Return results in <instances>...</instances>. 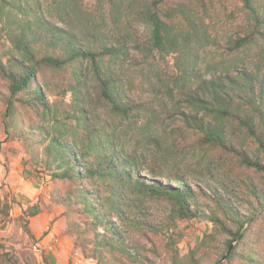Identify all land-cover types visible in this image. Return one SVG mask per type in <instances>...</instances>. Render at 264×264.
<instances>
[{
	"label": "trees",
	"instance_id": "1",
	"mask_svg": "<svg viewBox=\"0 0 264 264\" xmlns=\"http://www.w3.org/2000/svg\"><path fill=\"white\" fill-rule=\"evenodd\" d=\"M1 1L2 17L8 22L4 28L17 38L14 49L2 44L0 50L6 133L21 142L30 164L50 176V199L65 208L66 232L86 259L143 264L116 223L130 221L127 209L136 200L142 206H160L164 220L158 228L166 233L177 221L208 213L214 232L184 259L179 241L168 236L171 264H186L187 258L199 264L194 257L199 250L213 251L217 264L232 243L220 264H264V187L253 180L245 184L253 198L245 202L244 213L222 184L196 183L186 174L160 178L162 172L152 168L148 176L138 174L151 155L167 162L185 153L208 158L213 151H232L226 136L229 124L264 154V65L255 58L249 69L239 59L264 40L261 2L237 0L250 28L227 45V55L235 61L225 67L220 62L207 64L203 73L198 66L200 51L208 47L210 36L198 11L202 0H98L102 8L93 12L85 11L80 0H50L46 14L37 9V0ZM139 26L144 35H139ZM134 51L145 56L177 54L183 60L180 74L167 89L181 96L180 121L188 131L173 126L167 145L158 140L159 131L146 106L122 95L115 67ZM88 76L117 121L109 129L84 115L83 86ZM68 93L73 97L72 111L57 100ZM130 133L139 140L136 151L126 148ZM239 158L245 169L264 172L259 161L245 154ZM7 213L5 204V217ZM151 229L139 231L149 239ZM218 236L224 237L221 252Z\"/></svg>",
	"mask_w": 264,
	"mask_h": 264
},
{
	"label": "rangeland",
	"instance_id": "2",
	"mask_svg": "<svg viewBox=\"0 0 264 264\" xmlns=\"http://www.w3.org/2000/svg\"><path fill=\"white\" fill-rule=\"evenodd\" d=\"M80 1L83 9L88 12L102 8L98 0ZM36 2L37 9L43 14L49 12L50 0ZM201 2L198 8L200 19L210 36L208 47L200 51L198 65L205 73L207 64L212 66L220 62L225 67L235 61L233 56L227 55V45L234 37L248 31L250 23L237 0ZM259 2L264 8V0ZM1 8L0 0V50L2 44L5 49H14L17 38L13 31L4 28L8 22L2 17ZM137 29L139 35H144L141 26ZM255 58L260 59L264 65V40L253 52H243L239 56L249 69L254 68ZM182 62L177 54L159 56L154 53L145 56L134 51L124 58L123 64L115 67L122 95L131 102L146 106L155 122V128L159 131L158 140L163 145L170 142L168 139L173 126H183L179 115L181 108L177 104V99L181 96L171 95L167 89L171 88L173 80L180 74ZM83 87L84 115L107 129L115 125L117 121L90 76L84 80ZM57 100L62 103L63 108L72 111L71 93ZM5 110L4 103L0 102V264H99L93 259H86L82 251L74 246V238L66 232L65 208L55 205L50 199L53 187L50 176L41 167L30 164L21 142L11 139L6 133ZM184 130L187 129L184 127ZM237 132L235 125L227 126V143L232 148L230 152L213 151L208 158H203L199 153H185L167 162L160 156L154 158L151 155L147 165L138 174L140 177L148 176V170L152 168L162 172L163 177L160 175V178L170 174H186L196 183L198 181L211 186L222 184L239 200L240 210L245 213V202L253 198L247 192L245 184L253 180L260 187H264V172L245 169L240 163L239 155L245 154L248 158L264 164V154L251 139H243ZM126 139V148L136 151L138 138L130 133ZM37 185H41L46 190L45 193H37ZM5 204L8 206L7 217L4 216ZM130 205L127 209L130 221L122 223L117 220L116 223L123 230L126 244L134 248L132 254H139L138 259L143 264H171L167 247L169 235L179 241V255L184 259L206 235L214 232V225L209 221L207 212L197 219L177 221L176 227L166 233L158 228L164 220L158 204L142 206L132 200ZM52 211L58 216L42 223L41 215ZM60 218L62 223L55 224ZM147 226L152 228L148 232L149 239L144 238L139 231ZM155 230L159 231L155 233ZM223 240V236L216 239L220 252L223 250L220 245ZM194 257L199 258V264H215L217 258L213 251L207 253L204 250L197 251ZM185 263L197 264L189 258ZM124 264L137 263L126 261Z\"/></svg>",
	"mask_w": 264,
	"mask_h": 264
},
{
	"label": "crops",
	"instance_id": "3",
	"mask_svg": "<svg viewBox=\"0 0 264 264\" xmlns=\"http://www.w3.org/2000/svg\"><path fill=\"white\" fill-rule=\"evenodd\" d=\"M36 191H37V193H45V189H43L42 188V186L41 185H37V187H36ZM47 198L49 199V196H47ZM58 216V214H56L55 212H47V213H43L42 215H41V221H42V223H45L46 221H51V220H53V219H55L56 217ZM62 219L60 218V219H58L56 222H55V224H57L58 223V225L59 224H61L62 223ZM55 230L53 229V232H54Z\"/></svg>",
	"mask_w": 264,
	"mask_h": 264
},
{
	"label": "water",
	"instance_id": "4",
	"mask_svg": "<svg viewBox=\"0 0 264 264\" xmlns=\"http://www.w3.org/2000/svg\"><path fill=\"white\" fill-rule=\"evenodd\" d=\"M247 227V226H246ZM246 227L244 228V230L246 229ZM244 230L241 232V234H240V237H241V235H242V233L244 232ZM239 237V238H240ZM233 246H234V243H232L231 245H230V248H229V250L226 252V254L218 261V263L217 264H220V263H222L223 261H225V259H226V257H227V255H228V253L232 250V248H233Z\"/></svg>",
	"mask_w": 264,
	"mask_h": 264
}]
</instances>
